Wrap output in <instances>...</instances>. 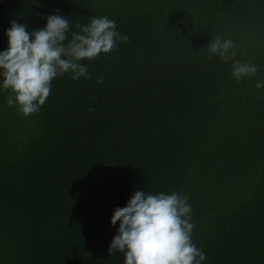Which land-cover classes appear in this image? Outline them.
Segmentation results:
<instances>
[{
  "label": "trees",
  "instance_id": "1",
  "mask_svg": "<svg viewBox=\"0 0 264 264\" xmlns=\"http://www.w3.org/2000/svg\"><path fill=\"white\" fill-rule=\"evenodd\" d=\"M52 14L128 39L29 116L0 90V264H123L109 218L137 189L187 198L202 264H264V0H0V49ZM218 35L254 76L209 57Z\"/></svg>",
  "mask_w": 264,
  "mask_h": 264
},
{
  "label": "clouds",
  "instance_id": "2",
  "mask_svg": "<svg viewBox=\"0 0 264 264\" xmlns=\"http://www.w3.org/2000/svg\"><path fill=\"white\" fill-rule=\"evenodd\" d=\"M69 27L70 20L58 14L46 16L43 27L31 30L10 20L4 32L6 46L0 49V90L10 91L5 97L9 107L15 106L24 116L38 112L54 78L70 73L73 80L88 79L87 66L80 61L106 54L117 41L128 39L117 33L116 21L107 16L92 17L70 35ZM231 49L233 42L219 35L207 44L209 57L232 60L234 79L254 76L257 66L233 60L236 53ZM255 87L264 88V79L257 80ZM186 201L177 192L133 191L109 218L116 232L108 252L121 253L123 264H202L207 257L192 243L191 206Z\"/></svg>",
  "mask_w": 264,
  "mask_h": 264
}]
</instances>
